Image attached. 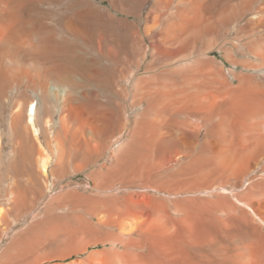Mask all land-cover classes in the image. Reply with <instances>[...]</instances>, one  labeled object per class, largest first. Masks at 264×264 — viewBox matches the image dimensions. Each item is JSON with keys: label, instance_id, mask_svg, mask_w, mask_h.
I'll use <instances>...</instances> for the list:
<instances>
[{"label": "bare ground", "instance_id": "6f19581e", "mask_svg": "<svg viewBox=\"0 0 264 264\" xmlns=\"http://www.w3.org/2000/svg\"><path fill=\"white\" fill-rule=\"evenodd\" d=\"M0 264H264V0H0Z\"/></svg>", "mask_w": 264, "mask_h": 264}, {"label": "rangeland", "instance_id": "374dc122", "mask_svg": "<svg viewBox=\"0 0 264 264\" xmlns=\"http://www.w3.org/2000/svg\"><path fill=\"white\" fill-rule=\"evenodd\" d=\"M213 55H215V56H217L218 58H219V56H220V54L218 53V52H213L212 53ZM76 178V179H75ZM74 179H75V181H81V179L83 178V174H80L79 176H77V177H75ZM83 180V179H82ZM90 249H92V248H90Z\"/></svg>", "mask_w": 264, "mask_h": 264}]
</instances>
